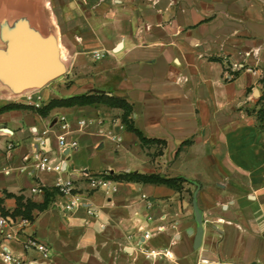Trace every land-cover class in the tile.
<instances>
[{
  "label": "crops",
  "instance_id": "1",
  "mask_svg": "<svg viewBox=\"0 0 264 264\" xmlns=\"http://www.w3.org/2000/svg\"><path fill=\"white\" fill-rule=\"evenodd\" d=\"M21 27L55 41L65 72L20 93L0 76V109L32 91L45 104L104 94L124 99L130 124L155 142L143 144L123 110L101 104L45 118L1 113L0 215L20 237L6 240L0 228V251L41 262L24 247L35 238L51 249L50 264H264V134L252 113L264 102V0H0V53ZM43 131L44 153L58 160L56 136L66 134L78 143L68 169L111 176L117 191L91 192L84 207L61 212V176L37 168ZM125 174L185 182L177 190L115 178Z\"/></svg>",
  "mask_w": 264,
  "mask_h": 264
},
{
  "label": "built area",
  "instance_id": "2",
  "mask_svg": "<svg viewBox=\"0 0 264 264\" xmlns=\"http://www.w3.org/2000/svg\"><path fill=\"white\" fill-rule=\"evenodd\" d=\"M103 55L95 53L94 58L100 59ZM239 69L238 66H236ZM22 103L27 106L34 108H40L45 105L44 99L40 92L32 91L27 92L20 96ZM81 127L84 126V122H79ZM69 128L67 121L62 120L60 129L66 131ZM49 131H43L37 136L36 144L38 149V164L37 168L42 172L55 173L61 177L58 179L55 188L57 189V194L61 198L56 206L63 213H71L85 206V200L87 196L94 191L103 190L105 192L114 193L117 191L116 183L109 179L105 175H94L87 171H81L79 173L69 170L65 162V157L68 153L78 149V143L73 140H67L66 134H59L56 136L57 146L60 152V158L55 160L49 155L44 153L42 150L47 143V135ZM8 149H11L9 146ZM65 176V177H64ZM84 181L86 187L81 189L78 186L80 181ZM36 188L33 192H36ZM89 214H93L91 210H88ZM27 220H22V224H26ZM0 228L8 229V233L5 235L6 240H19L20 234L17 230V225L10 222L0 215ZM145 238L148 239L149 235L146 234ZM25 250L34 251L38 253L42 261L37 260H23L21 257L9 253L7 251H0V263L1 264H50L51 249L46 243H43L35 238H29L24 245ZM208 264L207 261H202ZM226 264V263H224Z\"/></svg>",
  "mask_w": 264,
  "mask_h": 264
},
{
  "label": "water",
  "instance_id": "3",
  "mask_svg": "<svg viewBox=\"0 0 264 264\" xmlns=\"http://www.w3.org/2000/svg\"><path fill=\"white\" fill-rule=\"evenodd\" d=\"M3 69L0 76L14 92L41 89L64 72L57 45L53 39H41L25 27L19 28L11 36L7 54L0 53ZM20 83V86L17 84ZM23 84V85H22ZM258 95V91H255ZM193 212L197 224L195 245L201 243L203 234L202 215L193 198Z\"/></svg>",
  "mask_w": 264,
  "mask_h": 264
},
{
  "label": "trees",
  "instance_id": "4",
  "mask_svg": "<svg viewBox=\"0 0 264 264\" xmlns=\"http://www.w3.org/2000/svg\"><path fill=\"white\" fill-rule=\"evenodd\" d=\"M261 103L262 102H259V107L257 109L252 110V113H254L256 116L259 131L264 134V105ZM99 104L106 105L113 109L123 110L124 112L123 120L125 125L128 127V129L131 130L133 133H135L143 144H149L155 142L153 140H148L144 138L142 134L130 124V120L128 118L132 113V108L124 99L113 96L110 97L104 94L94 93V94L72 96V97L60 98V99H52L47 104L43 105L40 108H34L23 104H9L0 109V114L6 111L24 109V110L32 111L35 114L39 115L40 117L45 118L50 114L51 111L57 108H74V107L93 106ZM156 143L163 144V142H157V141ZM107 177L109 179L112 178L111 176H107ZM115 178L137 180L145 183L164 184L169 187L175 188L177 190H180L182 183L185 182L183 178L167 179L160 177L158 175L125 174L123 176L121 175ZM55 190L57 192L56 188ZM30 207H32V205L27 204V209H29ZM23 219L29 220L30 218L27 215L23 214Z\"/></svg>",
  "mask_w": 264,
  "mask_h": 264
},
{
  "label": "rangeland",
  "instance_id": "5",
  "mask_svg": "<svg viewBox=\"0 0 264 264\" xmlns=\"http://www.w3.org/2000/svg\"><path fill=\"white\" fill-rule=\"evenodd\" d=\"M55 85L57 84V81L54 83ZM68 84V83H67ZM54 85V86H55ZM258 90L264 91V83H260V85L257 87ZM251 93V92H250ZM264 100V97H263ZM261 104L264 105V102H262Z\"/></svg>",
  "mask_w": 264,
  "mask_h": 264
}]
</instances>
